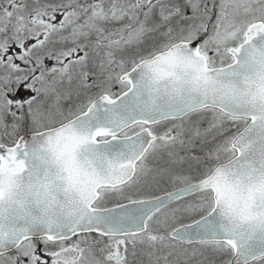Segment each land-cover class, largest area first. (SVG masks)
I'll return each mask as SVG.
<instances>
[{"label": "snow or ice", "instance_id": "1", "mask_svg": "<svg viewBox=\"0 0 264 264\" xmlns=\"http://www.w3.org/2000/svg\"><path fill=\"white\" fill-rule=\"evenodd\" d=\"M0 264H264V0H0Z\"/></svg>", "mask_w": 264, "mask_h": 264}]
</instances>
